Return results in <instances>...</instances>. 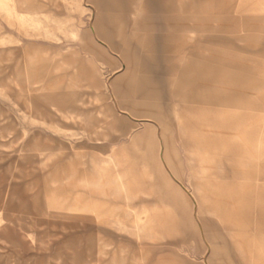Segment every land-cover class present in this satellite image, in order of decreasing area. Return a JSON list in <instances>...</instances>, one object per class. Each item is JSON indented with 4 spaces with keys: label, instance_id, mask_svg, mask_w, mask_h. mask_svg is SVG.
<instances>
[{
    "label": "rangeland",
    "instance_id": "rangeland-1",
    "mask_svg": "<svg viewBox=\"0 0 264 264\" xmlns=\"http://www.w3.org/2000/svg\"><path fill=\"white\" fill-rule=\"evenodd\" d=\"M0 264H264V0H0Z\"/></svg>",
    "mask_w": 264,
    "mask_h": 264
},
{
    "label": "bare ground",
    "instance_id": "bare-ground-1",
    "mask_svg": "<svg viewBox=\"0 0 264 264\" xmlns=\"http://www.w3.org/2000/svg\"><path fill=\"white\" fill-rule=\"evenodd\" d=\"M51 23V22H50ZM22 223H24V222H22Z\"/></svg>",
    "mask_w": 264,
    "mask_h": 264
}]
</instances>
